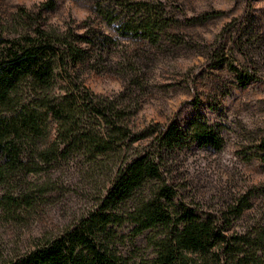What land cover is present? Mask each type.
I'll return each mask as SVG.
<instances>
[{
  "label": "rangeland",
  "instance_id": "374dc122",
  "mask_svg": "<svg viewBox=\"0 0 264 264\" xmlns=\"http://www.w3.org/2000/svg\"><path fill=\"white\" fill-rule=\"evenodd\" d=\"M47 1L0 0L5 30L41 26L91 39L92 44H83L85 61L75 67L79 80L95 95L116 98L135 133L172 121L184 129L192 118L205 117L219 131L223 147L193 143L165 157L175 205L211 216L249 239L264 233V165L256 148L264 138V0H132L173 19L156 43L121 34L122 16L108 23L98 11V3H110L112 11L126 0H51V9L41 6ZM214 12L218 15L204 22L191 21ZM240 75L253 78L241 86ZM61 85L53 93H61ZM47 132L46 144L56 133L52 119ZM149 139L130 144L127 156L148 149ZM113 155L90 161L73 153L0 182V264L92 212L118 166ZM154 186L150 183L121 211L134 209ZM244 197L251 206L234 218L231 208ZM133 227L113 226L114 247L131 262H147L153 255L148 239L157 230L135 235Z\"/></svg>",
  "mask_w": 264,
  "mask_h": 264
},
{
  "label": "trees",
  "instance_id": "16d2710c",
  "mask_svg": "<svg viewBox=\"0 0 264 264\" xmlns=\"http://www.w3.org/2000/svg\"><path fill=\"white\" fill-rule=\"evenodd\" d=\"M41 6L51 9L54 2ZM97 6L108 23L122 16L121 34L154 43L173 22L163 17L165 11L157 12L144 1L126 0L112 11L110 3ZM217 15L204 13L191 21L204 22ZM92 43L85 36L41 26L23 25L8 32L0 18V182L73 153L90 161L112 153L118 165L92 212L58 235L37 238L29 250L5 264H264L263 232L249 239L230 233L227 225L211 216L202 218L175 205L177 192L167 177L165 157L193 143L220 150L219 131L197 116L184 129L172 121L133 132L116 98L95 95L79 80L75 67L85 61L83 44ZM238 78L245 86L253 77ZM60 82L62 92L53 93ZM48 119L55 122L56 133L46 144ZM145 138H150L149 148L127 156L129 145ZM256 148L264 165V138ZM152 182L156 187L148 197L131 211H121ZM250 206L249 198H241L231 208L234 218ZM124 222L134 224L135 235L157 230L148 239L153 250L149 261L131 262L114 247L112 228Z\"/></svg>",
  "mask_w": 264,
  "mask_h": 264
}]
</instances>
